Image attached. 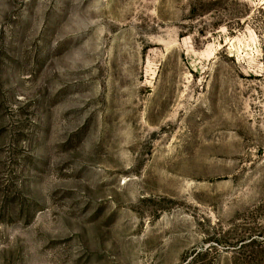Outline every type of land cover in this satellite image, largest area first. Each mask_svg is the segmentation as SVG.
I'll list each match as a JSON object with an SVG mask.
<instances>
[{"label": "rangeland", "instance_id": "374dc122", "mask_svg": "<svg viewBox=\"0 0 264 264\" xmlns=\"http://www.w3.org/2000/svg\"><path fill=\"white\" fill-rule=\"evenodd\" d=\"M0 264H264V0H0Z\"/></svg>", "mask_w": 264, "mask_h": 264}]
</instances>
